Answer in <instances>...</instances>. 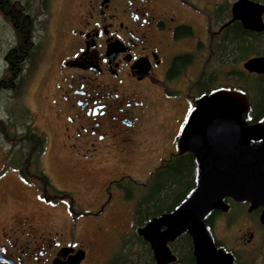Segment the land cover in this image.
<instances>
[{"label": "flooded vegetation", "instance_id": "obj_1", "mask_svg": "<svg viewBox=\"0 0 264 264\" xmlns=\"http://www.w3.org/2000/svg\"><path fill=\"white\" fill-rule=\"evenodd\" d=\"M55 1L42 0V49L47 45L51 57L60 145L71 169L89 182L78 175L75 186L61 188L32 156L0 161V264H109L105 250L122 246L110 219L132 214L149 178L156 173L155 183L176 159L187 156L194 173L192 154L178 152L177 137L196 100L215 88H239L241 74L260 75L239 67L240 51L250 45L239 29L264 36V28L231 19L236 0H59L57 10ZM16 3L0 0L13 20L23 12ZM31 20L25 13L13 21L16 35L29 38ZM139 169L148 170L144 181L125 172ZM225 203L226 210L205 218L215 248L232 264H264L262 208ZM218 216L226 226L243 216L247 231L224 243L214 232ZM190 254L187 264H194L192 247ZM168 264L186 263L175 257Z\"/></svg>", "mask_w": 264, "mask_h": 264}, {"label": "water", "instance_id": "obj_2", "mask_svg": "<svg viewBox=\"0 0 264 264\" xmlns=\"http://www.w3.org/2000/svg\"><path fill=\"white\" fill-rule=\"evenodd\" d=\"M262 3L236 0L231 19L244 28L263 30ZM241 67L264 73V55L246 58ZM250 104L239 88L219 87L202 94L189 110L177 137L178 152L194 162L193 184L170 210L153 215L135 229L151 251L154 264L175 262L167 243L186 233L194 264H232L229 253L216 249L205 218L226 210L225 199L261 207L264 222V113L250 121Z\"/></svg>", "mask_w": 264, "mask_h": 264}, {"label": "rangeland", "instance_id": "obj_3", "mask_svg": "<svg viewBox=\"0 0 264 264\" xmlns=\"http://www.w3.org/2000/svg\"><path fill=\"white\" fill-rule=\"evenodd\" d=\"M254 1L264 4V0ZM59 5V0H56L52 8L55 7L57 10ZM15 8L23 11L16 20L10 16L12 10L7 12V5L0 8V81H2L0 83V161L10 163L26 161L28 156H32L33 158L28 160L42 161V165L47 172L52 173L55 183L61 188L70 189L75 186L78 183L76 182L78 175H81L80 179L87 183L89 182L87 176L71 169L70 162L60 145L61 119L51 96L53 84V75L49 65L51 57L48 56L47 45L45 49H42V0H18ZM49 12L53 17L54 11ZM25 13H29L33 21L29 25L32 54L29 59L20 64V69L16 74H10L6 70L7 64L4 57L8 50L14 49L20 41L12 23L13 21L19 23ZM62 18H64V13H62ZM259 48L262 47L259 46ZM251 55L255 54L245 53L239 56L240 69H242V62ZM252 76L241 74L238 82L239 88L245 90L249 103L252 102L250 84L252 88L254 85ZM147 171L139 169L136 172L133 170L125 172L137 178L138 181H144L148 175ZM123 209L128 210L127 207ZM130 210L127 213L125 211L117 213L110 219V225L113 224L120 234L130 230ZM234 210L236 208L233 206L228 215H233ZM218 217L220 220L214 224V232L228 245L234 243L237 236L240 237L243 232L247 231L243 216L237 217L230 226L222 223V216ZM244 237L246 238V234ZM115 250V247H110L108 251H105L109 253L108 256H111ZM102 252L103 249L97 251V254L102 255Z\"/></svg>", "mask_w": 264, "mask_h": 264}, {"label": "trees", "instance_id": "obj_4", "mask_svg": "<svg viewBox=\"0 0 264 264\" xmlns=\"http://www.w3.org/2000/svg\"><path fill=\"white\" fill-rule=\"evenodd\" d=\"M239 30L240 39L250 40V45L254 42V45L244 47L239 56L245 53H264L263 35L253 32V36H250L242 34L241 29ZM17 35L20 39L19 44L14 49H9L4 57L7 64L6 70L10 74H16L20 69V64L29 59L32 54L31 40L27 38V32L21 31ZM245 42L246 40H240V49L242 48L241 44ZM252 77L254 85L252 88L250 84L252 102L250 101L249 104L250 117L252 116L251 120L254 121L264 113V74ZM242 90L245 92L244 89ZM171 166L161 169V171L159 169L158 171L162 173L158 175L155 183L152 181L155 179L156 173L149 178L147 186L141 190L140 197L133 205L130 230L120 234L122 246L116 248L110 257L109 264H154L148 244L136 234L135 228L142 225L150 216L170 210L192 186L193 165L187 156L176 159L171 163ZM168 245L175 253L176 262L187 264L190 261V238L186 233L179 235Z\"/></svg>", "mask_w": 264, "mask_h": 264}]
</instances>
